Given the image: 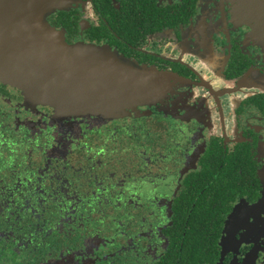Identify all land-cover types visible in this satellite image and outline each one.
<instances>
[{"label":"flooded vegetation","instance_id":"obj_1","mask_svg":"<svg viewBox=\"0 0 264 264\" xmlns=\"http://www.w3.org/2000/svg\"><path fill=\"white\" fill-rule=\"evenodd\" d=\"M240 0H70L69 43L169 74L68 114L0 79V264H264V38Z\"/></svg>","mask_w":264,"mask_h":264},{"label":"water","instance_id":"obj_2","mask_svg":"<svg viewBox=\"0 0 264 264\" xmlns=\"http://www.w3.org/2000/svg\"><path fill=\"white\" fill-rule=\"evenodd\" d=\"M70 0H0V79L68 114L119 117L164 97L169 74L109 45L69 43L48 17ZM239 14L264 38V0ZM264 88V78L253 82Z\"/></svg>","mask_w":264,"mask_h":264}]
</instances>
